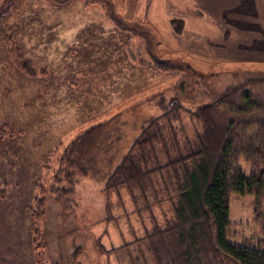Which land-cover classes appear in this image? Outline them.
I'll return each instance as SVG.
<instances>
[{"label":"rangeland","instance_id":"obj_1","mask_svg":"<svg viewBox=\"0 0 264 264\" xmlns=\"http://www.w3.org/2000/svg\"><path fill=\"white\" fill-rule=\"evenodd\" d=\"M201 1L194 0L192 4L198 7H190L188 0L183 3L167 0L168 8L161 12L162 15L173 14L169 16L173 21L171 33L180 45L191 44L194 48L205 38L207 46V38H211L210 49L221 51L227 49L225 43L216 38L223 39L221 32L226 34L228 30L237 34L229 29L263 28L261 18L264 19V15L256 1L241 0L236 7L220 10L219 22L221 20L223 26L214 28L208 23L205 27L191 26L187 31V16L201 19L196 12L198 9L202 12ZM126 2L119 4L117 14L124 23L137 19L138 11ZM7 7L11 15L5 13L0 20V123L6 124L0 138V264H154L142 238L151 231V216L161 224L164 218L170 217L171 207L167 201L154 198L146 201L141 195H132L125 187L106 191L105 183L121 160L125 141L131 140L146 120L161 112L160 106L165 107L171 99H176L170 86L177 76L148 74L146 69L141 73L132 72L125 46H117L118 37L110 23H103L102 28H86L77 17L66 22L68 19L60 15L61 10L56 13V9L43 6L39 0H0V13ZM78 8L76 5L68 11L75 16ZM57 14L59 19L55 22L51 15ZM260 32L263 33L261 29ZM78 33L83 39H95H79ZM157 34L174 54L188 58V62L191 60L195 68L202 70L200 72L209 73L205 77L207 96L180 102L184 108L193 109L202 99L210 103L227 87L236 84L245 72L264 69V63L257 66V62L251 60L241 62L235 53L218 62L192 57L179 47L171 46L170 37ZM9 37L15 39L9 42ZM130 37L124 32L120 39L129 40ZM75 39H78L75 41L77 48L83 49L77 58L79 66L76 58L70 55L74 51L69 53ZM88 42L96 45L94 50L86 48ZM258 43L259 40L253 39L250 45L254 47ZM14 49L17 51L13 52ZM101 52H105L104 67L98 65L100 59L93 56ZM15 53L30 58L33 62L28 64L30 68L44 70L35 72L38 75L34 84H28V79L14 71L15 66L23 68L15 61ZM139 59L143 60V55ZM72 63L84 70L71 75L76 76L79 83L74 90L64 87L62 82ZM18 75L24 84L39 92L43 97L41 103L32 102L33 97L25 93L17 95ZM3 79L6 82L1 83ZM260 88L264 95V87ZM147 97L150 100L146 101ZM119 112L120 116L107 135L111 139L109 147L105 138L90 161L83 165L84 172H75L73 180L76 182L69 185L72 193L68 196L67 207H59L48 191L44 192L46 206L39 224L40 236L35 239L36 244H32L29 208L35 186L40 184L45 188L49 185L56 172L57 158L65 146L91 125ZM177 117L172 118V125L176 130L184 127L191 136L196 123L181 109ZM58 144H62V148L57 152ZM238 166L245 175L249 174L250 167L244 160H240ZM254 202V197L248 194L229 196L228 240L231 243L264 245L255 219ZM260 212L264 214V201Z\"/></svg>","mask_w":264,"mask_h":264},{"label":"trees","instance_id":"obj_2","mask_svg":"<svg viewBox=\"0 0 264 264\" xmlns=\"http://www.w3.org/2000/svg\"><path fill=\"white\" fill-rule=\"evenodd\" d=\"M39 1L43 6L56 9V13L61 10L60 15L68 19L66 22L77 17L86 28H102L103 23H110L118 37L117 46H125L132 72L141 73L146 69L148 74L178 77L170 86V92L176 99H171L165 107L160 106L161 112L146 120L134 137L125 141L121 160L105 183L106 191L125 187L132 195H141L146 201L149 198L167 201L171 207L170 217L164 218L161 224L151 216V231L142 238L148 245L154 264H264V245H238L228 240L229 196L248 194L255 199V219L264 241V214L260 212L264 201V95L260 93V86L264 87V70L245 72L236 84L227 87L210 103H204L202 99V103L195 108H184L180 102L207 96L205 77L209 73L200 72L201 69H196L191 60L188 62V58L174 54L165 46L156 30L140 16L126 23L121 22L117 16L119 4L127 0ZM76 5L79 12L73 16L68 10ZM9 12L10 8L7 7L0 13V20L5 13L11 15ZM57 15H51L55 22L59 19ZM124 32L131 35L129 40L120 39ZM78 36L83 39L79 33ZM91 38L83 40L89 41ZM12 39L15 37H9L8 41ZM75 41L78 39L71 44L69 53L74 51L70 55L76 58L79 66L77 58L83 49H78ZM94 46L88 42L86 48L94 50ZM15 54V61H19L23 68L15 66L14 71L28 79V84H34L38 75L35 72L44 70H36L34 65L31 66L34 68H30L28 64H33L30 58ZM104 54L101 52L96 56L93 53L95 59H100L97 64L102 67ZM142 55L143 60L139 59ZM78 66L70 65L65 79H61L64 87L70 90L79 85L76 76L71 75L84 71ZM19 75L17 95L25 93L33 97L32 102L41 103L43 97L24 84ZM3 82L6 81L3 79ZM150 98L147 97L146 101ZM163 101L164 98L159 103ZM180 109L196 123L191 136L184 127L176 130L172 125L171 120L179 115ZM120 113L91 125L62 150V144L56 145L55 151L61 150L56 172L47 187L40 184L35 186L30 203L32 228L29 235L32 244L35 245V239L40 236L39 224L46 206L44 192L48 191L59 207H67L66 204L70 202L68 196L72 193L69 185L76 182L73 180L75 172H84L83 165L90 161L91 155L105 138L109 147L111 139L107 135ZM177 119L180 120L179 117ZM4 126L6 124L0 123V138L5 133ZM240 160L249 165L248 175L238 166ZM160 192L162 196L159 197Z\"/></svg>","mask_w":264,"mask_h":264},{"label":"crops","instance_id":"obj_3","mask_svg":"<svg viewBox=\"0 0 264 264\" xmlns=\"http://www.w3.org/2000/svg\"><path fill=\"white\" fill-rule=\"evenodd\" d=\"M128 3L126 5L132 4L133 7H137V13L135 16H140L141 20H145V23H148L151 27H153L157 32L160 33V35H164V37L168 38L170 37V41L172 44L171 46L179 47L178 49H181L185 51L187 54L191 55L192 57L202 58L204 60L209 61H215L218 62L221 59L225 58H231L232 54H236L241 59V62L244 60H251L254 63L257 62V66H259V63H264V45H262V42L264 41V23L263 28H254L253 30H245L243 29H229L234 30L237 32V34H234V32H228V30H225L226 34L220 33V36H222L223 39L217 38L219 42L225 43L227 49H223L221 51L215 50L212 51L210 48V39L207 38V46H206V39L204 38L203 43L201 45H196V47H192V45H180V41L175 40V35L171 33V24L173 21H171L169 18L170 15H173L172 13L162 15L161 12H166V9L168 8L167 0H127ZM175 3H183L184 0H170ZM194 0H188L189 6H194L192 4ZM201 1V0H199ZM258 7L260 8V13L263 16L264 15V0H255ZM130 2V3H129ZM241 0H202V12L198 9L197 16L201 17L199 20H194L191 17L188 16L185 18L187 25V31H189L191 26H200L205 27L208 25V23H212L214 28H217L219 26H223L220 19V10L221 12L225 9L236 7ZM125 3V1H123ZM182 5V4H180ZM263 6V7H262ZM198 7V6H194ZM164 9V11H163ZM135 12V11H134ZM204 16L207 17V19H204ZM210 16V17H209ZM222 18V16H221ZM263 22V18H261ZM213 21L215 22L213 24ZM155 26V27H154ZM260 29L263 31V33L260 32ZM168 31V32H167ZM170 32V33H169ZM187 34V33H186ZM164 39V38H163ZM259 40V43L251 47L252 40ZM168 44V43H167ZM233 48V49H231ZM201 57H198V56ZM256 66V67H257ZM254 70H261V69H254ZM264 70V69H262Z\"/></svg>","mask_w":264,"mask_h":264}]
</instances>
